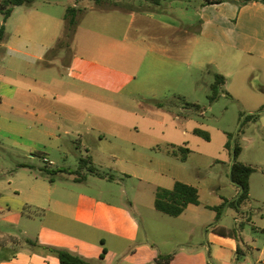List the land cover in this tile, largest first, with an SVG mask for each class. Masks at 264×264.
<instances>
[{
	"label": "rangeland",
	"instance_id": "1",
	"mask_svg": "<svg viewBox=\"0 0 264 264\" xmlns=\"http://www.w3.org/2000/svg\"><path fill=\"white\" fill-rule=\"evenodd\" d=\"M80 1L77 7L84 16L74 36L59 45L64 24L58 29L62 38L43 61L49 68L45 79L61 93L58 100L79 101L80 76L72 69L77 53H99L100 63L118 73L113 72L112 78L120 81L125 73L137 75V80L123 92L120 82L113 85L112 78L103 79L102 90L95 91L103 96V103L111 100L117 108H101L97 117L84 119L71 109L69 120L59 122L53 138L30 119L17 115L24 138L17 140L16 147L0 137V197L17 195L28 202L17 235L24 230V241L46 254L57 257L52 250L63 249L93 264H150L160 253L194 244L206 250L207 234L221 226L231 230L243 249L254 239L261 248L264 232L257 227L264 223V112L258 120L245 118L264 105V62L247 57L236 68L221 58L211 61L217 53L215 46L198 39L204 0H162L160 5L145 0H106L101 7L91 0ZM74 3L34 0L30 7L36 14L49 16L48 28L55 30L54 19H63L66 7ZM127 9L137 16L133 18ZM19 16L16 12L9 21L7 30L12 35ZM35 33L40 40L45 35L40 30ZM150 43L164 44L160 46L165 49L162 67L154 68L156 53ZM6 52L9 59L17 55ZM216 74H222L226 82L219 89L220 97L211 102ZM63 75L65 83H57ZM195 129L209 139L196 135ZM39 143L50 151L46 152V146L39 150ZM235 145L241 147L238 161L256 169L250 178V203L225 206L221 221L216 220L215 210L203 206L192 205L180 217L156 209L158 188H171L175 180L197 186L207 205H219L220 197L237 199L238 188L229 178ZM173 146L191 150L185 162L179 151L178 155L168 152ZM43 155L53 164L46 163ZM87 156L104 177L86 170L82 173L87 179L77 182L75 175L54 174L64 167L77 170L80 158ZM34 187L44 191L47 199L80 207V221L72 212L60 217L32 205L29 199ZM202 253L207 256V251Z\"/></svg>",
	"mask_w": 264,
	"mask_h": 264
},
{
	"label": "crops",
	"instance_id": "2",
	"mask_svg": "<svg viewBox=\"0 0 264 264\" xmlns=\"http://www.w3.org/2000/svg\"><path fill=\"white\" fill-rule=\"evenodd\" d=\"M73 1L75 3L72 6H78L77 3L81 2ZM132 10L127 9L126 11L131 12L133 18H135L137 13ZM16 12L20 13V16L17 18L16 30L12 35L7 29L10 19ZM65 12L63 19H54V24L57 27L55 30L48 28L49 16L34 13L30 6L15 7L11 17L6 22L3 15L0 14V27L5 25V31L7 30L5 35L2 38L0 37V137L12 141L16 147L17 140L24 138L22 137L24 132L20 131V124L17 123V115L30 119L35 127L38 129L43 128L40 130L42 133L49 138H53L60 128L59 122L69 120L71 109L78 111L80 114L79 119H84L86 116L91 117L94 115L97 117L101 114L99 113L101 108H107L108 110L117 108L111 100L103 103V96L95 91L101 89V81L112 78L111 75L114 72L100 63L99 58L102 55L99 53L87 54L86 56L80 55L81 53L79 55L78 53L75 54L76 59L72 63V69H77L80 76L77 85V96L79 98L77 103L58 100L61 93L54 88L52 81L48 82L45 79L49 68L48 63L43 61L48 56L49 50H52L53 46L62 38L59 30L65 24ZM200 17L201 25L198 39L210 44V47L215 46L217 50V53L211 57L212 62H217V59L221 58L226 62H232L236 68L247 57L264 62L263 3L250 2L244 5L232 1L218 4L202 3ZM35 30H40L45 34L41 40ZM157 41L159 40L157 39ZM150 45L151 51L156 53L153 58L157 62L153 65L154 68L162 67L161 63L164 62L162 54L165 49L160 46L164 44L150 43ZM8 50L17 55H12L9 59L6 52ZM107 57H111V55H107ZM74 62H77L75 66ZM255 67L263 71L261 66L255 65ZM221 73L226 78L229 77L225 71H221ZM114 74L118 73L114 72ZM64 77L63 75L60 79H56V82L64 84ZM120 77V81L113 77L112 84L116 85L117 82H120L119 89L123 92L132 82L137 80V75L122 73ZM152 92H156V89H153ZM8 113L10 116L7 115ZM109 113L111 114V111ZM83 124H87V121L84 120ZM99 137L103 138L104 134L100 133ZM38 146L39 150L46 146V152L50 151L49 146L45 144L42 146L39 143ZM44 158L52 162L45 155H43V160ZM176 181L180 180H175L172 184L174 185ZM33 192L34 196L29 199V202L35 207L42 208L50 214L55 213L60 217H65L67 213L72 212L74 219L80 221L83 213L80 207L72 206L62 199L51 197L47 199L45 192L36 187L33 188ZM48 193L52 195V190H48ZM225 200H228V198L220 197V204L211 206L201 201L200 194V205L194 206L212 209V207L223 204ZM248 203H250V199L247 201ZM26 204L28 202L18 198L17 195L7 196V198L0 197V264H60L59 258L56 256L46 254L37 245L33 247L31 243H27L28 241L25 242L26 233L24 230L19 232L20 237L17 235L16 230L20 228L21 221L25 217ZM221 218L218 221H221ZM249 219L250 217L247 218V220ZM236 221L240 222V219L236 218ZM257 231L264 232V223L257 227ZM186 232L189 236L193 235L192 230ZM214 232L216 234H207L209 246L206 250L201 249L198 244H194L191 247H181L175 251L160 253V255L173 254L174 258L169 264H264V242L260 248L255 245L257 239H254V245H247L248 248L243 249L237 242L238 238L233 236L231 230L226 227L221 226ZM40 243L48 246V243L41 240ZM102 244H105L103 239ZM239 248H241L240 253H238ZM204 251H207V256L202 253ZM202 257L203 260H201ZM156 258L157 256L153 257L150 264H157L155 262ZM248 258H251L250 262L247 261Z\"/></svg>",
	"mask_w": 264,
	"mask_h": 264
},
{
	"label": "trees",
	"instance_id": "3",
	"mask_svg": "<svg viewBox=\"0 0 264 264\" xmlns=\"http://www.w3.org/2000/svg\"><path fill=\"white\" fill-rule=\"evenodd\" d=\"M79 2L80 0H75ZM97 6H102L106 0H91ZM154 5H160L162 0H145ZM225 1H232L240 5L248 4L250 2H261L264 4V0H204V4H218ZM34 0H0V13L3 15L4 21L6 22L12 15L14 8L19 6H31ZM83 9L78 8L77 6H69L66 9L64 20H65V34L62 38L59 45H63L67 40H71L74 36V33L77 30L78 24L81 19V14ZM5 25L0 27V37L2 38L5 35ZM225 84V77L221 74H216L215 83L212 86V94L210 95V101L215 102L219 97V89L222 85ZM190 105V104H189ZM195 106V105H191ZM264 112V106L255 114L247 116L245 119L258 120ZM244 119V120H245ZM242 131V130H241ZM194 133L205 139H209L208 135L200 129H195ZM227 147H231L230 141L227 143ZM178 151L181 153L180 158L185 162L188 158V154L191 150L186 146H181L177 149L176 146H173V149L170 150L173 155H178ZM234 152V161L231 166L230 171V180L236 185L239 189V195L237 199L229 201L225 200L223 204L217 207H212L213 210L217 212L216 219L220 220L223 209L225 206L236 208L247 203L250 199V178L253 173L256 172V169L252 166L246 165L238 161V157L241 153V147L235 145L233 148ZM88 171L90 174L104 177V174L99 172L95 167L93 159L91 156L81 157L80 158V167L77 170H70L68 168H61L60 170L54 171V174L57 173H68L75 175V180L82 182L86 180V175L82 171ZM47 174H50V171H45ZM110 180L113 179V176L109 177ZM53 182L54 179L52 178ZM190 205H200V192L197 186H194L189 183L182 181H176L172 188L159 187L157 190L155 207L156 209L166 215L172 217L181 216L185 210ZM57 257L59 258L60 264H92L91 262L85 260L84 258L71 253L70 251L63 249H53ZM241 252V248L238 249V253ZM104 253H107L104 249ZM174 258L173 254L170 255H160L155 259L157 264H169Z\"/></svg>",
	"mask_w": 264,
	"mask_h": 264
},
{
	"label": "built area",
	"instance_id": "4",
	"mask_svg": "<svg viewBox=\"0 0 264 264\" xmlns=\"http://www.w3.org/2000/svg\"><path fill=\"white\" fill-rule=\"evenodd\" d=\"M44 161H45L46 163H50V164H52V162H50L47 158H44Z\"/></svg>",
	"mask_w": 264,
	"mask_h": 264
}]
</instances>
